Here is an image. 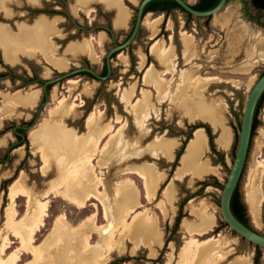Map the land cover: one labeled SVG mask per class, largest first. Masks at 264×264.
Masks as SVG:
<instances>
[{
  "label": "rangeland",
  "instance_id": "374dc122",
  "mask_svg": "<svg viewBox=\"0 0 264 264\" xmlns=\"http://www.w3.org/2000/svg\"><path fill=\"white\" fill-rule=\"evenodd\" d=\"M139 1L122 0L128 8L129 20L126 28H121L113 24L115 8L98 0H0V24L9 25L14 31L19 25L32 26L37 20H53L58 34L52 35L50 40L53 47H57H54L57 57L68 63L65 70L55 71L40 57L22 56L21 61L13 66L4 60L0 51V250L8 238L6 256L3 257L6 259L12 253L21 251L18 264L32 263V260L33 264H41L34 262V254L22 248L21 240L7 226L6 215L12 205L16 213L15 222L26 218L25 223H31L36 218L39 203L49 201L45 225L36 232L32 242L34 246L44 243L60 215H64L71 226H78L96 214L97 225L107 226V232L116 230V234L120 227L118 222L125 212L111 198L114 196L115 184L130 178L138 187L142 207L137 209L143 212L141 219L150 216L154 221L152 237L150 240L139 238L134 241L129 234L118 235L116 239L120 244L104 261L105 264H182V249L191 237L200 240L212 237L219 241L223 252L227 251L228 255L216 264H233L232 261L241 256L250 258L249 264H254L257 258L258 264H264V249L257 248L232 231L223 221L219 208L221 191L235 158L242 112L252 86L264 72V11L257 13L250 0H229L221 12L203 18L189 17L180 9H173L168 14L148 12L138 37L122 52L127 57V63L117 59L121 52L115 54L108 80L100 81L77 74L52 84L47 100L43 98L42 84L28 81L36 78L43 81L53 79L82 66L100 74L106 56L104 53L112 47V43L103 29L94 30L93 27L107 26V19L108 26L112 28L113 25L115 40L122 41L134 23ZM186 1L191 6L198 3V0ZM160 16L162 20L157 26L155 38L172 49L173 66L168 71L158 57L149 56L154 38H151L146 23ZM72 22L79 23L84 29L78 30ZM101 34L105 38L99 44ZM182 35L191 40L189 50H186ZM88 41L91 42L93 56L86 52L74 55L65 51L71 42ZM139 52L147 56V66L146 58L141 66ZM150 65L154 67L151 72L153 80L158 82L162 77L163 84L173 89L182 76L189 75L199 80L215 77L212 81L201 80L206 83L205 89L192 106L204 115H216L218 124L212 125L200 117L188 120L185 112L188 107H192L191 102L187 101L188 106H185L180 99L169 97L161 90L157 91L152 84L144 83L143 77ZM166 87L164 89L167 91ZM132 90V102L137 98L143 99L138 103V113L122 101V94ZM143 90L149 97L143 96ZM191 90L189 88L190 98L193 94ZM18 91L21 95L39 91L38 103L31 109L16 107L15 113L7 117L4 108L12 100V94ZM65 96L68 103L76 104L75 111L51 114L50 110ZM93 111L97 116L100 114V121L92 130L95 138H99L110 123H113L115 131L122 126L118 135H108L98 142V148H103L107 142L108 145L103 153L94 156L95 167L90 170L93 181L98 177L105 184V187L100 186L98 189L105 193L109 221L104 218L105 207L94 198L85 208H79L50 193L52 187L62 180L67 168L65 163H58L57 160L58 154L66 152V149L59 150V146L50 142L52 140L49 138L36 143L31 139L33 130L52 121L58 124L60 131L86 136L88 130L85 121ZM116 118H120L123 124L115 123ZM257 119L239 183V195L246 207L250 227L264 235V101ZM202 121L205 126L198 125L204 129L205 135L202 153L195 165L183 167L181 157L193 137V128ZM24 125L29 127L23 132L26 138L21 140L14 134V127ZM223 137L226 143L218 144V139ZM41 141L46 145V165L41 151L39 148L37 150ZM166 143L176 144L171 160L163 155ZM134 170L162 174L154 199L148 201L145 197L144 180L137 174L128 173ZM18 179V187L24 189L28 196L17 195L11 200L10 187ZM214 181L222 188L212 185ZM205 183L208 185L205 186ZM251 194L256 200L253 205ZM179 216L178 227L174 229ZM210 218L214 223L211 231L208 230L202 237L196 236L194 233L207 226ZM86 222V232L91 235V247L99 245L101 234L94 231L96 226ZM107 232L105 235H108ZM150 249L156 251L155 256L149 255ZM132 250L135 252L131 253ZM92 251L89 256L93 255Z\"/></svg>",
  "mask_w": 264,
  "mask_h": 264
},
{
  "label": "bare ground",
  "instance_id": "6f19581e",
  "mask_svg": "<svg viewBox=\"0 0 264 264\" xmlns=\"http://www.w3.org/2000/svg\"><path fill=\"white\" fill-rule=\"evenodd\" d=\"M83 1L93 2L95 0ZM98 1L115 8L116 17L114 19V26L126 28L129 19V11L127 6H125V4L122 2V0ZM145 20L147 21V18H145ZM161 20L162 18L160 16L153 19L152 21H147L146 25L151 31V38H154L153 43L150 46V54L158 57L167 67L166 70L168 71L170 67L173 66L171 60L172 49L171 47L165 45L163 41L156 40L155 38V36L157 35V26L161 23ZM56 34H58V31L56 29V24L53 20H37L32 26L19 25L16 31H14L7 24H0V51L3 55L4 60L9 64H12L13 66L21 61L22 56H29L32 58L40 57L41 60L46 62L48 65L52 66L54 69L65 70L68 67L67 61L63 58L61 59L57 57L55 49L57 47L54 46V48L53 43L50 40L51 36ZM104 38V34H101L100 38L98 39V43L102 44ZM183 40L187 50L190 46L191 40L185 36ZM65 51H67V53H73L74 55H76L77 53L86 52L90 56H93L92 45L89 41L82 43L71 42L67 46ZM138 55L139 58L142 60L140 62L141 66H143L145 59L144 54L139 52ZM117 59L123 63H127V57L123 53H120ZM153 70V65H150L147 68L143 77L144 83L152 84L157 91L160 92L161 90V93L163 92L169 97L178 100L180 99L185 106H188L187 101H189V103L191 102L190 104L192 106L196 97L202 95L206 83L202 82L201 80L212 81L215 79V77H209L210 79L202 78L201 80H199L196 77H189V75L187 77L182 76L177 86L173 89L163 84L164 78L162 77L158 82L154 81L151 74ZM164 87L167 88V91L164 89ZM189 88L192 89L190 93H193L191 98L188 97ZM133 90L131 92H124L122 94V101H124L127 106H130L132 110L138 113V103H140L143 99L137 98L134 102H132L131 99L132 96H134ZM142 94L145 98L149 97L148 94L144 92V90L142 91ZM12 95V100L8 101V104L4 108V113L7 117L12 116L15 113L14 109L16 107L20 106L23 108H34L40 98L39 91H30L28 93H25L24 95H21L18 91ZM75 109L76 104L68 103V100L65 96L61 97L56 106L53 107V109L50 111L51 114L56 115L64 113V111H66L67 113H72L73 111H75ZM185 115L186 118L190 121L200 117L203 120L210 122L212 125L218 124L216 115H204L202 111L196 110V107L194 106L188 107L185 112ZM99 116H97V113L94 111L87 116L85 125L87 127L88 133L86 136L72 135L70 132H67L63 129V131H60L58 128V124H56V122L52 123V121L51 123L49 122L45 123V125H40V129L33 130L31 132V139L34 141V143H36L43 138H49L50 140H52L50 142H54L57 147L59 146V150L66 149V152H63L64 154H58L57 160L58 163H65L67 168L65 170L62 180L57 185H54L52 187L50 193L64 198L65 200L79 208H85L87 203L94 198L105 207L104 218L106 219V221H109L110 217L108 211L106 210V204L104 202L105 193L101 192V190L98 189V187L100 186L105 187V184L102 179L98 177H95L94 179L96 180L93 181L90 175V170L95 167V164H93L94 156L97 155V153H103V151L107 148L108 145L107 142L105 143L103 148H98V142H100L101 139L107 137L108 135H110V137L118 135L121 132L122 126H120L115 131L113 123H110L108 124L109 126L101 132L100 137L95 138V136H93L92 134V130L100 121ZM120 122L121 119L116 118L115 123ZM121 123L123 124V122ZM204 139L205 135L203 129L199 128L194 131L193 137L189 141L185 153L181 157V165L183 167H190L198 162V159L202 153V148H204ZM225 143V137L218 139V144L224 145ZM175 145V143H166L164 146L163 155L169 160L173 158L172 152ZM38 148L42 153V160L44 162V165H46L48 163V158L45 155V143H42L41 141V143L37 147V150ZM128 173L137 174L144 180V187L146 193L145 197L148 199V201H150L155 194L157 184L160 178L162 177V174L158 175L153 173L152 171L142 172L140 170L129 171ZM18 181L19 179L16 180L10 187L11 200H14L17 195H25L26 197L28 196V193L24 189L18 187ZM115 185L116 188L114 196H112L111 199L116 205H120L122 209H124L125 215H123L124 217L120 218L119 222L117 221L119 223L117 224L120 225V227H118L119 230H117L116 234V230H112L110 232L108 231V233L107 226H98L96 222V214L91 215L86 220L89 221L93 226H96L94 227V231L101 234L100 242L98 243L99 245H95L94 247H91L90 245L91 235L86 232L88 223L86 221H83L78 226H71L65 220L64 215H60L57 218L51 233L48 235V238L44 241L42 245H32L36 232L41 231V228L45 225V217L47 215L49 203L48 200L42 201L40 203L38 202L39 206L36 213V218L31 223H25L26 218L19 223L15 222L14 216L16 213L13 209L14 206H10L9 211L6 215L7 226L16 235L15 237H18L21 240L23 246L22 248L27 251L30 250V252L34 254V262H39L41 264H105L106 262L104 263V261L108 260L113 250H116V248L120 244L119 240H117L118 235L121 236L126 233L130 235V239L136 241L139 238L150 240L153 233V219L150 216H147L145 220H142L141 218L143 212H139L137 209L142 206L140 204L141 202H139V193L136 183L132 179L127 178L126 180L119 182ZM45 197H47V195ZM250 201H252V205L255 203L256 200L254 194H251ZM96 206L98 207V205ZM129 219L131 221H129ZM213 224L214 223L211 218L208 219L207 226L198 230L194 234L199 237L204 236L208 233V230L211 231ZM137 226H139L138 228H140L139 232L137 231ZM115 229H117V227ZM106 232L108 233V235H105ZM7 239L5 240L0 250V264H18L20 260L21 251L12 253L6 259L3 257V255L6 256V250L8 248ZM135 246H137V243ZM91 249H93L94 253L92 256H89V252ZM134 252L135 250L131 251V253ZM155 254L156 251L154 249H150L149 255L153 257L155 256ZM181 254V258L183 259L182 264H216V262H221L222 260H225L226 255H228L227 251L223 252L222 246L219 241L212 237H209L204 240L191 237L188 241H186ZM232 262L233 264H249L250 258H248L247 256H241L236 258ZM28 264H33V260L32 263Z\"/></svg>",
  "mask_w": 264,
  "mask_h": 264
},
{
  "label": "water",
  "instance_id": "95a60500",
  "mask_svg": "<svg viewBox=\"0 0 264 264\" xmlns=\"http://www.w3.org/2000/svg\"><path fill=\"white\" fill-rule=\"evenodd\" d=\"M151 1H154V0L139 1L138 6H137L135 24L133 26V29L130 35L124 42L116 45L106 54L105 56V63H106V68H107L106 75L104 76L99 75L97 72H95L92 68H89V67H79V68H75L73 70L64 72L58 77L44 81L42 90H43V94L46 95L45 100L48 99L47 85L54 84L61 80L70 78L71 76H74L80 72H88L95 79L100 80V81L108 80L112 73L111 60H112L113 53H120V52L122 53L123 51H125V49H127L135 41L137 34L143 24L144 8ZM173 1H175L185 12L191 14L192 16L199 17V18L211 17V16H214L215 14H218L226 7L228 3V0H220L215 7L209 10L200 11V10L194 9L186 0H173ZM103 32H105V34L108 35L106 31H103ZM263 93H264V72L262 75L259 76V78L256 80V82L252 86L248 94L243 112H242L239 139H238V145H237V149L235 153V158L229 170L225 184L221 191L219 208H220V213H221V217L223 221L227 224V226L232 231L237 233L239 236L244 238L246 241L264 249V235L244 225L241 221H239L233 215L231 211V207H230L232 195L243 174V170L245 167V163H246V159H247V155L249 151L250 141H251L254 114H255L258 101ZM42 105L40 106L41 108H42ZM36 119H34V122L36 121ZM204 123L205 122L202 121L201 124H204ZM198 125L199 124H197V126ZM17 127L18 126H16L15 128ZM198 128H201V127L198 126L194 130ZM174 159H176V156H174Z\"/></svg>",
  "mask_w": 264,
  "mask_h": 264
},
{
  "label": "trees",
  "instance_id": "16d2710c",
  "mask_svg": "<svg viewBox=\"0 0 264 264\" xmlns=\"http://www.w3.org/2000/svg\"><path fill=\"white\" fill-rule=\"evenodd\" d=\"M220 0H201L200 2H198L196 5H193L192 7L196 10H200V11H204V10H209L213 7H215L218 2ZM229 1V0H228ZM252 5L254 6V8L256 9L257 13H262L264 11V0H250ZM157 5H166L167 9H169L170 11H172L173 9H180L181 11L185 12L175 1L173 0H154V1H151L150 3H148L146 5V11H149L150 9H153L152 7H156ZM189 17H191L192 15L185 12ZM259 18H256V20H258ZM87 74V73H85ZM106 74V68H104V72L102 73V75ZM89 75V74H88ZM91 76V75H90ZM92 78H94L93 76H91ZM49 88V86H48ZM263 101H264V93L262 94V96L260 97L259 101H258V104H257V107H256V110H255V114H254V119H253V125H252V133H251V139H252V136H253V133H254V130L256 128V125H257V122H258V119H257V116H258V113L260 111V109L262 108L263 106ZM201 126H205L203 124H199ZM196 128V127H195ZM193 128V129H195ZM189 138V137H188ZM189 140V139H188ZM251 143V141H250ZM241 179V178H240ZM240 183V181H239ZM239 183L232 195V198H231V203H230V207H231V211L233 213V215L239 220L241 221L244 225L250 227L249 223H248V219L246 217V207L245 205L243 204V202L240 200V195H239ZM205 186H207L208 184L205 183L204 184ZM212 185L216 186V187H219V188H222L221 185L214 181L212 183ZM180 221V216L179 218L177 219V222L175 224V227L174 229H176L178 227V222ZM227 225V224H226ZM251 228V227H250ZM258 248V246H257ZM254 264H258V258L257 260L255 261Z\"/></svg>",
  "mask_w": 264,
  "mask_h": 264
},
{
  "label": "flooded vegetation",
  "instance_id": "af4514ba",
  "mask_svg": "<svg viewBox=\"0 0 264 264\" xmlns=\"http://www.w3.org/2000/svg\"><path fill=\"white\" fill-rule=\"evenodd\" d=\"M201 0H198V2H200ZM229 2V1H228ZM196 5V4H195ZM146 8V7H145ZM144 8V11H143V14H144V16L148 13V12H152L153 14H159V13H165V14H168V13H170L171 11L169 10V9H167V7H166V5H157L156 7H152L153 9H150L149 11H146V9ZM35 13V12H34ZM137 13V12H136ZM135 19H136V15H135ZM135 19H134V23L131 25V27H130V30H129V32H128V34L123 38V40L122 41H117V40H115V38H114V35H113V25H112V28H110L109 26H108V21H107V19H105L106 20V24H107V26H102V25H95L94 27H93V29L94 30H99L100 28L101 29H103L104 31H106L107 33H108V37H109V39H110V42L112 43V47L111 48H109L104 54H107L113 47H115L116 45H118V44H120V43H122V42H124L127 38H128V36L130 35V33H131V31H132V29H133V26H134V24H135ZM73 23V25L78 29V30H83L84 28L79 24V23H77V22H72ZM141 29V28H140ZM139 33H140V30H139V32H138V34H137V37H138V35H139ZM136 37V38H137ZM132 45V44H131ZM130 45V46H131ZM129 46V47H130ZM128 47V48H129ZM59 48V47H58ZM60 48H62V46L60 47ZM115 54H119V53H113V55H112V58H114V56H115ZM149 56H150V53H149ZM145 58H146V63H145V66H147V64H148V62H147V56L145 55ZM82 67H87V66H82ZM104 68H106V63H105V58H104V64H103V67H102V70H101V72H100V74L99 75H102V73L104 72ZM55 70V69H54ZM55 71H57V70H55ZM53 72V71H52ZM59 73H61V72H59ZM85 73H87V74H85ZM106 73H107V68H106ZM78 74H82V75H86V76H90L91 74H89L88 72H80V73H78ZM89 74V75H88ZM77 75V74H76ZM76 75H74V76H76ZM104 75H106V74H104ZM104 75H102V76H104ZM92 76V75H91ZM90 76V77H91ZM29 82H33V81H39L40 82V84H42L41 86L43 87V84H44V81L43 80H40V79H38V78H36V79H32V80H28ZM60 82V81H59ZM48 86H49V88H48ZM52 86V84H49V85H47V93H48V90L50 89V87ZM43 98L45 99L46 98V95L45 94H43ZM16 127V126H15ZM14 127V128H15ZM29 126H26V125H24V126H18L17 128H15L14 129V134L16 135V136H18V137H20V139L22 140V139H25L26 137H25V135L23 134V132L28 128ZM24 137V138H23Z\"/></svg>",
  "mask_w": 264,
  "mask_h": 264
},
{
  "label": "crops",
  "instance_id": "0c3cea01",
  "mask_svg": "<svg viewBox=\"0 0 264 264\" xmlns=\"http://www.w3.org/2000/svg\"><path fill=\"white\" fill-rule=\"evenodd\" d=\"M129 20V19H128ZM113 24H114V22H113Z\"/></svg>",
  "mask_w": 264,
  "mask_h": 264
}]
</instances>
